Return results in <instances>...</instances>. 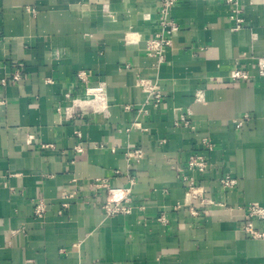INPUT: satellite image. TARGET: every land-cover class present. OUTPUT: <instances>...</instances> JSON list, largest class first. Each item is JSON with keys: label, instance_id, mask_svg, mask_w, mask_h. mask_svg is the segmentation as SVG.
Listing matches in <instances>:
<instances>
[{"label": "crops", "instance_id": "1", "mask_svg": "<svg viewBox=\"0 0 264 264\" xmlns=\"http://www.w3.org/2000/svg\"><path fill=\"white\" fill-rule=\"evenodd\" d=\"M159 3L0 0V264H264V238L243 232L248 221L264 232V220L242 209L264 207V78L252 68L264 56V0H237L235 31V4L176 0L179 30L157 63L146 43ZM236 64L253 79L232 82ZM129 146L143 156L128 160ZM193 154L205 172L188 168ZM182 176L214 202L201 215ZM101 178L134 180L129 213H103Z\"/></svg>", "mask_w": 264, "mask_h": 264}, {"label": "built area", "instance_id": "2", "mask_svg": "<svg viewBox=\"0 0 264 264\" xmlns=\"http://www.w3.org/2000/svg\"><path fill=\"white\" fill-rule=\"evenodd\" d=\"M158 7V29L153 36H151L146 43L147 50L149 54L156 58L157 63H160L164 59V53L166 48L172 45V37L179 30V24L176 20L171 16V9L174 6L176 0H159ZM226 3H233L235 7L232 9L231 19L233 21V25L231 29L233 31L241 28L243 23V18L239 15L241 10L237 7V0H224ZM252 68L255 70L257 76L264 78V56L256 57ZM20 72L16 71L13 74V79L18 81L20 79ZM80 78L83 77V73H78ZM254 77V74L251 73L248 69L242 67L240 64H236L230 71L229 79L232 82H241V81H251ZM138 82L147 88L151 99L158 104L162 100V94L151 84L145 82L143 79H139ZM1 85L6 84L5 79L0 80ZM100 90V87L99 89ZM89 92V90L87 89ZM203 93L198 91L195 95V100H202ZM5 101L0 98V106L4 105ZM248 120L247 115H243L239 119L233 120V123L236 128H240L245 121ZM181 121H184L186 125L187 122L181 117ZM202 142L208 149L212 148L211 142L208 139H203ZM75 150L79 151L80 149L75 148ZM143 156V152L138 147L129 146L125 151V157L128 160H137ZM187 166L189 169L193 171H197L203 173L208 168V162L201 154H193L188 158ZM182 180L186 186V194H188L191 201L189 202V212L192 216L201 215V212L205 209H201L203 207L210 204H214V202L210 199H207L204 196L203 189L196 184L192 177L182 176ZM129 186H112L110 185L106 179H96L92 182L94 187H103L105 190V198L101 204V209L106 216H112L117 214H127L132 209V185L134 184V180L130 179ZM237 183L236 179L226 174L220 178V184L223 188H231ZM223 206V204L218 203ZM178 206V205H177ZM200 207V208H199ZM243 212L247 218H257L260 220H264V207L260 206L257 203H248L246 206L242 207ZM34 215L40 217L45 212V203L43 200L38 199L34 202L33 206ZM158 220L162 223L167 222V218L164 214H160ZM243 232L245 234L251 235L253 237L264 238V232H260L255 230L252 227L251 221L245 223L243 227Z\"/></svg>", "mask_w": 264, "mask_h": 264}]
</instances>
